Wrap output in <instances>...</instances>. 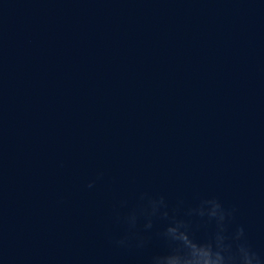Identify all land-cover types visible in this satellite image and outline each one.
<instances>
[{
  "label": "water",
  "instance_id": "95a60500",
  "mask_svg": "<svg viewBox=\"0 0 264 264\" xmlns=\"http://www.w3.org/2000/svg\"><path fill=\"white\" fill-rule=\"evenodd\" d=\"M0 264H264V0H0Z\"/></svg>",
  "mask_w": 264,
  "mask_h": 264
}]
</instances>
